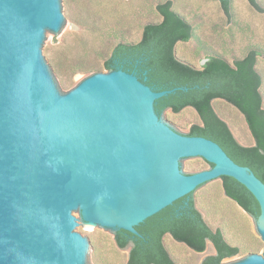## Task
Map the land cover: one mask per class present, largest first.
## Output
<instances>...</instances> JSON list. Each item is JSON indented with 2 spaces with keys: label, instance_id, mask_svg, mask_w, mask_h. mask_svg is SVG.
Here are the masks:
<instances>
[{
  "label": "water",
  "instance_id": "obj_1",
  "mask_svg": "<svg viewBox=\"0 0 264 264\" xmlns=\"http://www.w3.org/2000/svg\"><path fill=\"white\" fill-rule=\"evenodd\" d=\"M72 23L68 0H0V264H94L99 246L78 214L138 236L145 220L225 176L259 202L264 241V183L157 114L178 89L155 92L120 69L64 95L47 48Z\"/></svg>",
  "mask_w": 264,
  "mask_h": 264
},
{
  "label": "trees",
  "instance_id": "obj_2",
  "mask_svg": "<svg viewBox=\"0 0 264 264\" xmlns=\"http://www.w3.org/2000/svg\"><path fill=\"white\" fill-rule=\"evenodd\" d=\"M219 1L231 18L232 0ZM248 1L264 13L258 0ZM157 11L162 20L146 24L140 41L119 42L104 62V69L134 73L155 92L178 89L156 101L157 114L161 117L167 110L179 114L193 108L200 123L192 125L186 135L216 142L234 162L250 168L264 183V76L258 69L261 49L251 47L233 62L220 54H208L207 62L196 67L176 55L178 43L195 38L192 23L173 9L172 0L160 2ZM78 24L89 22L82 20ZM215 100H224L242 113L255 139L254 146L245 147L236 140L215 112ZM221 179L228 199L257 221L261 207L255 196L234 178ZM193 195L194 192L138 225V236L125 230L115 233L118 247L130 248L127 264H177L164 244L166 235L197 253H204L207 242H211L216 254L207 256L201 264H223L240 254H259L262 242L258 240L250 246L234 244L227 228L214 227L204 218Z\"/></svg>",
  "mask_w": 264,
  "mask_h": 264
},
{
  "label": "rangeland",
  "instance_id": "obj_3",
  "mask_svg": "<svg viewBox=\"0 0 264 264\" xmlns=\"http://www.w3.org/2000/svg\"><path fill=\"white\" fill-rule=\"evenodd\" d=\"M164 0H68V11L73 20L63 36H51L47 54L62 76L60 89L68 95L88 78L109 74L104 62L114 47L123 41L138 42L144 26L162 20L157 5ZM173 9L193 25L195 38L176 45V55L182 61L201 67L208 54H220L233 62L243 57L251 47L261 49L258 69L264 76V13L254 9L248 0H232V17L225 14L219 0H172ZM264 9V0H258ZM88 21L80 25L78 21ZM262 90L264 91V84ZM212 106L217 115L227 123L236 140L245 147L256 144L242 113L224 100H215ZM162 118L180 127L183 135L189 133L200 118L193 108L179 114L171 110ZM206 220L214 227L223 226L230 232L234 244L250 246L262 242L259 255H264V241L257 221L228 199L223 182L203 187L195 198ZM88 228L81 235L99 246V256L92 253L94 264H127L130 248L122 250L115 240V231ZM164 244L177 264H201L216 250L207 242L204 253H197L185 244L166 235ZM250 254L244 253L224 260L223 264H237Z\"/></svg>",
  "mask_w": 264,
  "mask_h": 264
},
{
  "label": "flooded vegetation",
  "instance_id": "obj_4",
  "mask_svg": "<svg viewBox=\"0 0 264 264\" xmlns=\"http://www.w3.org/2000/svg\"><path fill=\"white\" fill-rule=\"evenodd\" d=\"M120 70V69H119Z\"/></svg>",
  "mask_w": 264,
  "mask_h": 264
}]
</instances>
